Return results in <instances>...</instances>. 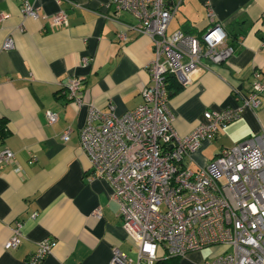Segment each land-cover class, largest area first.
<instances>
[{
  "label": "crops",
  "instance_id": "1",
  "mask_svg": "<svg viewBox=\"0 0 264 264\" xmlns=\"http://www.w3.org/2000/svg\"><path fill=\"white\" fill-rule=\"evenodd\" d=\"M22 1L0 0V149L14 154V162L0 165V264H23L47 237L56 245L41 264H107L114 248L134 259L135 247L122 226L111 186L102 178H87L90 165L79 130L90 105L108 111L110 103L120 115L141 103L152 43L134 28L129 12L115 13L112 0H27L38 8L37 18L23 17ZM208 5L234 52L224 62L197 70L191 83L169 94L167 108L179 136L189 133L205 110L240 104L254 71L264 80V0H182L166 32L199 35L207 26ZM60 10L66 24L52 21ZM8 36L14 46L5 50ZM74 77L82 82L80 106L63 88ZM46 110L57 113L55 123H47ZM67 128L69 137L62 141ZM260 131L264 92L256 110L245 109L185 161L191 168L203 166L222 148ZM16 223L20 243L5 249Z\"/></svg>",
  "mask_w": 264,
  "mask_h": 264
},
{
  "label": "built area",
  "instance_id": "2",
  "mask_svg": "<svg viewBox=\"0 0 264 264\" xmlns=\"http://www.w3.org/2000/svg\"><path fill=\"white\" fill-rule=\"evenodd\" d=\"M181 1L112 0L115 13L127 11L134 17V28L149 38L153 55L147 66L149 83L140 89L141 103L120 115L110 103L108 111L90 105L79 130L80 147L90 165L87 178H102L111 186L122 226L136 251L133 259L114 248L107 264H157L219 246L223 250L203 264H264V131L222 148L203 166L191 168L184 162L220 127L238 119L245 109L259 107L264 80L254 71L251 89L240 104L205 110L202 120L179 136L167 108V76L188 85L194 72L224 62L234 52L211 5L206 7L202 33L168 34V23ZM20 11L23 17L39 16L38 8L27 0ZM52 21L66 24L64 11L54 13ZM13 46V38L6 37L2 49ZM87 62L81 59L83 65ZM63 88L77 106L82 104L79 78L67 79ZM44 114L49 124L58 119L51 110ZM69 133L65 129L60 139L66 141ZM11 162L13 152L1 148L0 165ZM20 239L16 223L4 248H15ZM55 245L50 237L39 240L23 264H41Z\"/></svg>",
  "mask_w": 264,
  "mask_h": 264
},
{
  "label": "rangeland",
  "instance_id": "3",
  "mask_svg": "<svg viewBox=\"0 0 264 264\" xmlns=\"http://www.w3.org/2000/svg\"><path fill=\"white\" fill-rule=\"evenodd\" d=\"M184 162L186 163L187 161L184 160ZM222 250H223V247H220V246L219 247H205L196 252H193V253H196L194 255L196 256L195 258H192V259L189 258L187 254L186 256L181 257L179 259L185 260L184 264H203L204 261L209 260L210 258L215 256Z\"/></svg>",
  "mask_w": 264,
  "mask_h": 264
},
{
  "label": "trees",
  "instance_id": "4",
  "mask_svg": "<svg viewBox=\"0 0 264 264\" xmlns=\"http://www.w3.org/2000/svg\"><path fill=\"white\" fill-rule=\"evenodd\" d=\"M167 88H168L169 94H171L179 90L181 88V85L177 82L174 76L169 75L167 76ZM178 259H179L178 257H168V258L158 261L157 264H160V262L164 264L165 263L166 264H177Z\"/></svg>",
  "mask_w": 264,
  "mask_h": 264
}]
</instances>
